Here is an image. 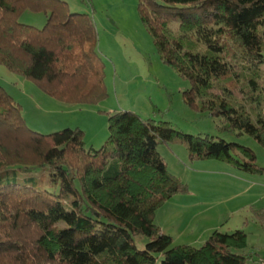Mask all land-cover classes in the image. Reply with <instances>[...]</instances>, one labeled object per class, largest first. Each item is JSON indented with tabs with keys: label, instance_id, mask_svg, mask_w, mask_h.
<instances>
[{
	"label": "trees",
	"instance_id": "16d2710c",
	"mask_svg": "<svg viewBox=\"0 0 264 264\" xmlns=\"http://www.w3.org/2000/svg\"><path fill=\"white\" fill-rule=\"evenodd\" d=\"M141 24L161 61L188 80L183 100L264 147V0H137ZM42 13L36 27L19 21ZM98 36L86 13L62 0H0V64L51 96L78 105L105 96ZM99 149L79 127L30 129L0 85V264H246V233L213 230L200 244H173L155 211L187 183L167 169L159 143L179 140L191 160L216 159L261 172L248 147L184 134L130 110L108 114ZM108 146H112L108 149ZM234 151V155L231 152ZM46 171L58 192L18 172ZM44 177V175H43ZM264 227V209L255 210ZM148 238L139 249L133 235Z\"/></svg>",
	"mask_w": 264,
	"mask_h": 264
},
{
	"label": "rangeland",
	"instance_id": "374dc122",
	"mask_svg": "<svg viewBox=\"0 0 264 264\" xmlns=\"http://www.w3.org/2000/svg\"><path fill=\"white\" fill-rule=\"evenodd\" d=\"M62 1L71 12L86 13L95 25L98 51L104 63L106 96L96 104L65 102L0 64V85L21 105L26 125L43 134L79 127L84 132L85 147L99 149L108 136V114L130 110L143 119L169 122L184 134H207L250 147L261 172L240 171L216 159L191 160L179 140L159 143L157 150L168 171L187 183L188 191L166 200L155 211L154 221L175 230L174 245L189 243L198 247L202 242L196 243L195 239L205 240L215 229H240L246 233V264H261L264 227L254 211L264 209V147L246 133L221 129L218 118L187 106L182 92L190 83L161 61L150 34L140 22L137 0ZM19 21L42 27L46 17L25 11ZM45 174L41 168L18 172L16 181L24 183L25 178L33 175L34 181H28L31 185L57 193L58 186L49 185ZM132 237L139 249L148 241L144 235Z\"/></svg>",
	"mask_w": 264,
	"mask_h": 264
},
{
	"label": "crops",
	"instance_id": "0c3cea01",
	"mask_svg": "<svg viewBox=\"0 0 264 264\" xmlns=\"http://www.w3.org/2000/svg\"><path fill=\"white\" fill-rule=\"evenodd\" d=\"M210 160V159H209ZM222 162V161H221ZM172 198V197H171ZM171 198H169V199H171ZM168 199V200H169ZM157 224V223H156ZM158 225V224H157ZM159 227H160V229H161V231L162 232H164V233H166V234H168V235H170L171 237H172V240L174 241L175 240V236H174V233H172V230L173 231H175L174 229H172V228H170V229H168V228H164L163 226H161V225H158ZM220 229V228H219ZM195 241H197L196 243H200V242H203L204 240L202 239V238H199V239H195ZM196 243H192L193 245H195ZM188 245H189V243H188Z\"/></svg>",
	"mask_w": 264,
	"mask_h": 264
},
{
	"label": "built area",
	"instance_id": "2783aa9c",
	"mask_svg": "<svg viewBox=\"0 0 264 264\" xmlns=\"http://www.w3.org/2000/svg\"><path fill=\"white\" fill-rule=\"evenodd\" d=\"M261 264H264V261H261Z\"/></svg>",
	"mask_w": 264,
	"mask_h": 264
}]
</instances>
